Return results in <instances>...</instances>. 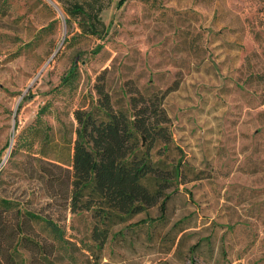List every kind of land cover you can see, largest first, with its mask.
<instances>
[{
    "label": "rangeland",
    "instance_id": "374dc122",
    "mask_svg": "<svg viewBox=\"0 0 264 264\" xmlns=\"http://www.w3.org/2000/svg\"><path fill=\"white\" fill-rule=\"evenodd\" d=\"M107 3L95 37L55 0H0V264H264V0ZM100 85L121 108L159 93L187 163L163 217L112 224L101 246L68 199L73 112Z\"/></svg>",
    "mask_w": 264,
    "mask_h": 264
},
{
    "label": "trees",
    "instance_id": "16d2710c",
    "mask_svg": "<svg viewBox=\"0 0 264 264\" xmlns=\"http://www.w3.org/2000/svg\"><path fill=\"white\" fill-rule=\"evenodd\" d=\"M66 26H75L82 36L100 37L104 24L100 13L107 0H55ZM102 48L98 44L94 52ZM76 77L73 66L62 79L69 85ZM75 139L72 145L69 176V207L89 211L103 225L94 228L93 239L101 246L109 226L121 223L158 205L163 217L169 191L185 176L181 149L175 144L170 119L159 93L129 92L126 108L117 106L102 85L85 109L73 112ZM10 203L0 200V206ZM27 221L42 223L45 229L62 238L51 221L30 212Z\"/></svg>",
    "mask_w": 264,
    "mask_h": 264
}]
</instances>
